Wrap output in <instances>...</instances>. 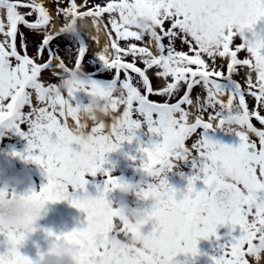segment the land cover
Here are the masks:
<instances>
[{
	"label": "snow or ice",
	"instance_id": "obj_1",
	"mask_svg": "<svg viewBox=\"0 0 264 264\" xmlns=\"http://www.w3.org/2000/svg\"><path fill=\"white\" fill-rule=\"evenodd\" d=\"M134 12L147 16L152 27L135 30ZM55 14L63 26L54 36L50 13L40 0H0V137H23L27 141L25 153L13 155L46 173V185L39 192L32 191L31 199L40 203L67 201L86 216L87 226L82 230L60 235L49 231L46 235L74 245L81 254L79 264H173L178 255H199L201 239L219 240L217 228L230 225L233 231L239 227V237L219 247L220 255L213 258V264H249L248 257L260 261L264 257V199L257 193L264 192V130L254 127L251 120L254 116L264 125V115L250 110L246 97L264 110V74L251 71L254 60L264 59V40L250 43L242 37L245 30L251 31L264 20V0H56ZM83 20H90L96 33L101 27L106 31L109 42L99 51L89 43L91 40L99 46L98 36L92 39L81 32L68 38L64 34L66 24L75 27ZM19 26L31 32L29 36L19 33L23 54L17 45ZM41 32L44 35L38 36ZM58 37L68 43L54 46ZM237 37H241L239 44L235 43ZM29 47L35 52L31 57ZM90 51L89 66L95 58L112 78L102 85L89 75L92 86L87 94L101 97L113 116L106 124L92 127L94 143L79 147L77 152L65 125L71 120L76 127L83 126L77 117L81 107L70 103L79 91L60 94L58 83H46L43 77L51 72L59 81L73 70L85 71ZM242 52L248 58L238 59ZM125 58L131 62H123ZM240 68L245 70L242 74ZM237 76L244 80L246 89ZM161 77L166 86L156 90L153 78L160 84ZM197 87L194 103L190 94ZM226 120L235 122L239 129L234 132L240 141L237 148L213 144L201 136V130L222 129ZM142 128L160 138L151 149H139V171L161 177L158 184H148L140 193L155 201L151 214L158 224L147 236L131 231L152 244L151 251L132 260L112 248L113 237L129 234V229L127 225L117 227V213L107 199L111 191L122 187L121 180L103 166L106 154L132 142ZM249 134L258 137V145ZM189 138L190 147L186 146ZM197 160L202 166L197 167ZM184 161L193 162L197 174L188 180L183 196V203L191 208L187 227L177 235L168 228L167 216L181 201L165 173ZM211 169L230 172L236 183L216 185L206 175ZM98 173L106 177L103 192L95 199L86 193L76 198V192L88 183L86 175L95 177ZM201 174L205 190L197 191L195 182ZM93 219L101 221L94 228L88 226ZM7 241L10 247L0 254V264H33L18 251L23 237H8Z\"/></svg>",
	"mask_w": 264,
	"mask_h": 264
},
{
	"label": "clouds",
	"instance_id": "obj_2",
	"mask_svg": "<svg viewBox=\"0 0 264 264\" xmlns=\"http://www.w3.org/2000/svg\"><path fill=\"white\" fill-rule=\"evenodd\" d=\"M134 16L136 18L132 20V25L135 30L143 32L152 27L151 21L147 16H141L139 13L135 12ZM64 27V34L68 38H74L79 33L84 32L92 39H96L98 36L100 44L101 35L103 33L102 27L99 33L95 32V34H93L88 20L79 22L75 27H70L67 24ZM256 40H264V36H257L255 38V41ZM251 71L258 75L264 74V59L260 61L254 60ZM91 86L89 75L81 68L73 70L60 79L57 91L60 94L66 95L70 92L86 91L90 89ZM90 97L91 99L87 105L81 107L77 113V117L83 122V126L76 127L70 122H67L65 125L66 133L72 138L74 145L79 147L94 143L95 137L91 132V128L106 124L113 116L111 109L101 97L97 95H91ZM222 130L228 133L239 131L235 122L228 120L225 121ZM122 144H120L119 149ZM25 162L32 163L27 160H25ZM139 174L143 183L121 181L122 187L116 188L110 193H119L124 197L133 196L137 202L148 201L140 194L142 188H145L148 184H158L161 177L148 175L143 171H140ZM166 174L167 173H165V175ZM206 175L209 176L216 185L231 186L236 183V177L223 169H211ZM23 184L24 180L20 176H11L3 180V182H0V236L6 239L8 237H23L25 242L31 235L38 231L40 222L44 220L47 215V206L50 203H40L31 199V192L24 194L17 191L23 187ZM180 201L181 206L170 211L167 216L168 228L177 235H181L185 231L187 227V218L191 214L190 206L187 203H183V198L180 199ZM153 202L154 205L155 201ZM108 204L110 208L117 213V227L119 228L121 225H127L129 229V234H121L113 237V250L117 254L132 260L139 259L140 254L143 252L151 251L152 244L147 238L131 234L133 229L141 232V229L148 224H151L153 228L156 227L158 221L151 214V211L135 209L126 201L116 203L114 200L108 199ZM100 222L99 219H93L88 226L94 228ZM48 238L52 240V243L46 250L37 252L35 264H79L81 254L74 245L65 240L56 241L51 237ZM253 261L254 264H264V257H262L260 261L254 259Z\"/></svg>",
	"mask_w": 264,
	"mask_h": 264
},
{
	"label": "flooded vegetation",
	"instance_id": "obj_3",
	"mask_svg": "<svg viewBox=\"0 0 264 264\" xmlns=\"http://www.w3.org/2000/svg\"><path fill=\"white\" fill-rule=\"evenodd\" d=\"M47 7V5L45 4ZM259 29H252L251 31L245 30L243 33L242 39L248 40L250 43L255 41V38L257 36H262L261 32L264 28V21L260 20L258 22ZM24 30H23V29ZM59 30V26L57 28V31ZM30 30L25 29L23 26H19L18 31V38H17V45H18V51H20L21 47L19 44L20 36L19 33H25L26 36H28L27 32ZM56 31V32H57ZM53 32L52 35L55 36V33ZM41 34V33H39ZM57 43H63L67 44L68 42L63 37H58ZM241 37H237V40L235 41L236 44H239ZM2 43V41L0 40ZM55 43V44H57ZM55 44H53L55 46ZM23 49V48H22ZM24 50V49H23ZM63 52H61V56L63 57ZM238 59H245L248 58V54L246 52L238 53ZM74 57V56H73ZM92 57V54L89 52L86 54V59L84 62V69L88 75L91 76L92 79L96 80L99 84H107L110 82L111 75H108V72L106 69H104L103 65L100 64L95 58H93L92 61H90L91 67L89 66V58ZM123 62H131L130 58H125ZM69 67H73L72 63H69ZM139 67H143L142 64H137ZM245 70L243 68L239 69V72L242 74ZM123 75V74H122ZM133 77H135V74L132 73ZM151 78V77H150ZM237 79V82L242 84V87L246 89V83L244 80L240 78V76L235 77ZM44 82L50 83L48 79L43 78ZM161 81L160 84H155V78H153V82L155 85L156 90H159L160 88L166 86V82L163 81V78H159ZM197 90H199V87H197ZM76 102H78V106L83 107L87 105V103L90 101L91 97L87 94L86 91H79L75 94ZM204 97H206V93L204 94ZM152 98V97H150ZM174 102V101H173ZM246 102L249 103L250 110L255 109L257 111H260L261 115H264V110H261L257 108L255 105V102L253 98L246 97ZM77 106V105H76ZM186 110H188V105H184ZM251 122L253 123V126L256 127L258 130H264V125H260L259 121L255 119V117H252ZM22 128L24 130H27L26 125H22ZM136 139L132 140L131 143L124 142L121 146V148L112 153L106 154V163L104 164L103 168L104 171L110 172L111 176L114 178H118L121 181L129 182V183H138V177L140 176L139 171V162L141 153L139 152V149L141 146L151 149L152 145L155 143L160 142V138L153 136L151 134H146V131L142 128L138 130L135 133ZM3 139V141H2ZM55 135H53L52 140L55 141ZM251 140H254L257 145L259 143L258 137H255L254 135L250 137ZM234 140H239L238 137H235ZM0 146L4 150V158L1 160L3 161V165L6 166V169L11 174V176H20L21 178L26 177H32L35 180V183L37 185L36 192H39L41 188L46 185L47 183V176L46 173L42 168H39L38 165L34 163H26L25 160L17 159V155H13L14 153H20L23 154L26 151L27 148V141L15 134H9L5 137H0ZM187 146V141H186ZM134 158V159H130ZM184 162H180L177 164L175 168L179 169V173L175 174V177H185L186 174L182 173L180 166H183ZM96 177H105L104 175L98 173L95 177L86 175L85 179L88 180V184L86 185L87 191L90 193L97 194L103 190L105 179H96ZM94 180V181H92ZM101 183L102 189L101 191H96L94 189L95 185ZM81 197V196H78ZM89 197V196H88ZM82 198V197H81ZM116 202L119 203L120 201H126L127 197L121 196L119 193H116ZM48 212L44 220L40 222L39 228H38V234L40 238H36V241H42L44 244H39L38 247L33 250L35 252L34 254H30V260L34 258V264L37 259V252L38 251H44L47 249V247L52 243V240L48 238L46 235L47 232H52L55 235L60 234H67L69 232H72L73 229L78 228L77 230H82L87 226L86 224V216L83 212L80 210L72 207L67 201H60L58 203H50L47 206ZM78 226V227H77ZM231 227L230 225H228ZM237 229V228H236ZM232 230V227H231ZM233 232V230H232ZM234 235V234H232ZM218 236V235H217ZM0 254H3L9 249L8 241L5 237L0 236ZM34 240V238H28L26 241H28V244L30 241ZM210 240V239H208ZM211 251H215V242L218 241L215 237L214 239L211 238ZM29 247V245H28ZM204 248V247H203ZM202 248V249H203ZM201 249V250H202ZM199 253V252H198ZM183 254L178 255L174 258L175 261H173V264H185ZM27 257V258H28ZM36 258V259H35ZM213 258H218L217 254H204L203 252H200L199 255L195 256L194 261L195 264H213ZM32 261V260H31Z\"/></svg>",
	"mask_w": 264,
	"mask_h": 264
},
{
	"label": "rangeland",
	"instance_id": "obj_4",
	"mask_svg": "<svg viewBox=\"0 0 264 264\" xmlns=\"http://www.w3.org/2000/svg\"><path fill=\"white\" fill-rule=\"evenodd\" d=\"M40 2L47 5L46 8L48 9V11L50 13V17L52 20V26H50V32L54 29V27H57L58 24H59V28L62 27L63 26V20L58 19L56 14H55L56 0H40ZM254 29H259L258 22L255 25ZM27 34L29 36V35H31V32L29 31V32H27ZM261 34H262V36H264V28L262 29ZM43 35H44V33H42V32H41V34H38V36H43ZM0 40L3 42L2 34H0ZM9 42H10V38H9ZM57 42H58V39L53 41V44H55ZM135 43L137 44L138 47L143 46L140 42H135ZM184 50L187 51V49H184ZM23 51L24 50L21 48L20 49L21 54H23ZM28 53H29L30 57L35 54L34 50L31 47H29ZM72 55L75 56L74 49L72 50ZM43 78L48 79L50 81V83H58L59 82L58 79L51 72H46V74L44 75ZM198 91L199 90L196 89L190 95V98L193 99L194 103L196 102V92H198ZM75 94H74L73 98L76 100ZM204 98H206V97H204ZM76 105L78 106V102L75 101V106ZM188 110L191 112H195V109L191 108L190 106H188ZM193 122H194V117H193ZM249 135H250V137L253 136V134H249ZM201 136H202V138L209 140L213 144L231 147V148L239 147V143H240L239 140H237V141L234 140L235 137H238V136H236L234 133H228L222 129H214V130L210 129L208 131L201 130ZM2 141H3V139H2ZM191 142H192V138H189V140L187 141L188 147L191 146ZM72 147H73L74 151H77V152L80 151L79 146L73 145ZM193 155H196V153L193 152ZM16 157H17V159H19V156H16ZM3 158H4V150L0 146V182H3V180H5L6 178H8L11 175L8 172V170L6 169V166L3 165L4 164L3 161L1 162V160ZM199 166H202V161L197 160V167H199ZM39 168H41V167H39ZM180 169H181L182 173L186 174L185 177H175V174L179 173L178 168H174L172 171L167 172V174H166V179H167L169 186L172 187L173 189H175L177 192V197H176L177 200L182 199L183 196L187 194L188 180L193 175L197 174V169H195L193 167V162H190V161H185L183 166H180ZM100 178L105 179V177H96V179H100ZM139 179H140V177H139ZM92 181H94V180H92ZM139 183H142V178L139 181ZM195 188L197 191L205 190V186L202 183V174H201V179L197 180L195 182ZM101 192H103V190ZM101 192H99L97 194L90 193L87 191V188L85 186V188L83 190H78L76 192V198H81V197L83 198L85 193H86L87 196H89V198L95 199L101 194ZM78 196H81V197H78ZM257 196L260 199H264V192H258ZM107 198L112 199L116 202V200H115L116 193L108 194ZM127 200H128L127 203L131 207H133L135 209H141V210L149 211V212L151 211L153 203H154L152 200H148V201H144V202H137L135 197H133V196H127ZM114 206H115V204H114ZM152 228L153 227L151 224L144 226L141 229L142 235H145V236L149 235L152 232ZM236 228L237 229L232 232L231 227H229V226L218 227L217 228V235L220 239L215 242V251H213V252L211 251L212 241H211V238H209L210 240L201 239L198 242V244H197L198 252L200 253V252L204 251V254H207V255L214 253V254H217V256L219 257V255H220V252L218 251L219 247L221 245H228V244L233 242L234 238L239 237L240 229H238V227H236ZM77 229L78 228H76V229L74 228L73 231L77 230ZM37 234H38V231L29 237V238H34V240L30 241L29 244H28V241H25L23 243V245L18 248V251L22 256L28 257V256H30V254H34L35 252H33V250H35L39 244H41V245L44 244L42 241H36V238H40V236ZM232 234H234V235H232ZM212 239H214V237H212ZM28 245H29V247H28ZM9 247H10V245H9ZM183 258H184L185 264H195V262H193L195 257H192L191 255H184ZM28 259H30V257H28ZM248 259L250 261V264H254V261H252L253 259L251 257H248ZM31 260L33 261L34 258ZM174 261L176 263V260H174ZM33 264H34V261H33Z\"/></svg>",
	"mask_w": 264,
	"mask_h": 264
},
{
	"label": "bare ground",
	"instance_id": "obj_5",
	"mask_svg": "<svg viewBox=\"0 0 264 264\" xmlns=\"http://www.w3.org/2000/svg\"><path fill=\"white\" fill-rule=\"evenodd\" d=\"M88 23H89V26H90V29H91L92 33L95 34V28L91 25V21L88 20ZM55 28H56V27H54V29H55ZM102 30H103V33H102V35H101V40H100V45H99V46H96L94 41L89 40V43L92 45V48L95 49L96 51H99V49L102 48V46L104 45L105 42H109L108 36H107L105 30L103 29V27H102ZM91 53H93V52L91 51ZM53 63H56V61H53ZM75 101H76V100H75L74 98H70V103H71L74 107H76V106H75ZM193 109H194V108H193ZM69 122H70V123H73L71 120H69ZM192 122H193V120H192Z\"/></svg>",
	"mask_w": 264,
	"mask_h": 264
},
{
	"label": "water",
	"instance_id": "obj_6",
	"mask_svg": "<svg viewBox=\"0 0 264 264\" xmlns=\"http://www.w3.org/2000/svg\"><path fill=\"white\" fill-rule=\"evenodd\" d=\"M22 179L24 180L23 187L21 189H18L17 191L24 193V194H27L28 192H32V191L36 192V186H35L33 178L23 177ZM95 189L100 190L101 184L97 185Z\"/></svg>",
	"mask_w": 264,
	"mask_h": 264
}]
</instances>
